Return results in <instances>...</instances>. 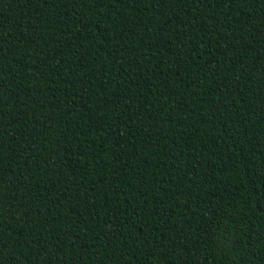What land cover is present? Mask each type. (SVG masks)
I'll return each instance as SVG.
<instances>
[{
  "label": "trees",
  "instance_id": "obj_1",
  "mask_svg": "<svg viewBox=\"0 0 264 264\" xmlns=\"http://www.w3.org/2000/svg\"><path fill=\"white\" fill-rule=\"evenodd\" d=\"M0 264H264V0H0Z\"/></svg>",
  "mask_w": 264,
  "mask_h": 264
}]
</instances>
